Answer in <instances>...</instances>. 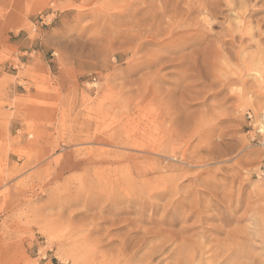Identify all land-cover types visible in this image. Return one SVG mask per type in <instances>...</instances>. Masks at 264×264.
Wrapping results in <instances>:
<instances>
[{
  "label": "rangeland",
  "instance_id": "rangeland-1",
  "mask_svg": "<svg viewBox=\"0 0 264 264\" xmlns=\"http://www.w3.org/2000/svg\"><path fill=\"white\" fill-rule=\"evenodd\" d=\"M199 1L0 0V264H264V0Z\"/></svg>",
  "mask_w": 264,
  "mask_h": 264
},
{
  "label": "bare ground",
  "instance_id": "bare-ground-1",
  "mask_svg": "<svg viewBox=\"0 0 264 264\" xmlns=\"http://www.w3.org/2000/svg\"><path fill=\"white\" fill-rule=\"evenodd\" d=\"M159 1H160V0H159ZM197 1H199V0H197ZM209 1H210V0H209ZM209 1H208V2H209ZM211 1H212V0H211ZM213 1H214V0H213ZM215 1H216V0H215ZM206 2H207V1H206ZM182 3H183V2H182ZM198 3H200V1H199ZM201 3H202V2H201ZM229 3H230V2H229ZM204 4H206V3H204ZM212 4H213V3H212ZM242 4H243V3H242ZM172 5H173V4H172ZM207 5H209V3H207ZM228 5H229V4H228ZM170 6H171V5H170ZM170 6H169V7H170ZM200 6H201V5H200ZM204 6H205V5H204ZM242 6H243V5H242ZM166 8H167V7H166ZM170 8H171V7H170ZM205 8H207V7L205 6ZM146 9H147V8H146ZM168 9H169V8H168ZM216 10H217V9H216ZM177 11H178V10H177ZM214 12H215V11H214ZM214 12H213V13H214ZM211 13H212V12H211ZM150 15H151V14H150ZM159 15H160V14H159ZM213 15H214V14H213ZM161 21H162V20H161ZM143 22H144V21H143ZM161 27H162V26H161ZM149 42H150V41H149ZM193 53H194V52H193ZM111 192H112V191H111Z\"/></svg>",
  "mask_w": 264,
  "mask_h": 264
},
{
  "label": "built area",
  "instance_id": "built-area-1",
  "mask_svg": "<svg viewBox=\"0 0 264 264\" xmlns=\"http://www.w3.org/2000/svg\"><path fill=\"white\" fill-rule=\"evenodd\" d=\"M247 118H248L250 121L253 120V116H252L250 113L247 114ZM263 118H264V117H263Z\"/></svg>",
  "mask_w": 264,
  "mask_h": 264
}]
</instances>
